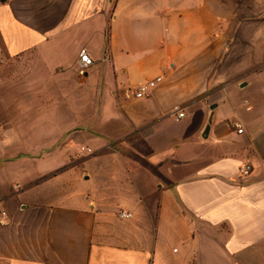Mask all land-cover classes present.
I'll use <instances>...</instances> for the list:
<instances>
[{
  "label": "crops",
  "instance_id": "0c3cea01",
  "mask_svg": "<svg viewBox=\"0 0 264 264\" xmlns=\"http://www.w3.org/2000/svg\"><path fill=\"white\" fill-rule=\"evenodd\" d=\"M0 51V263L264 264V0H0Z\"/></svg>",
  "mask_w": 264,
  "mask_h": 264
},
{
  "label": "rangeland",
  "instance_id": "374dc122",
  "mask_svg": "<svg viewBox=\"0 0 264 264\" xmlns=\"http://www.w3.org/2000/svg\"><path fill=\"white\" fill-rule=\"evenodd\" d=\"M13 62L5 57V55L2 54L0 51V130H7L9 127L13 124V122L21 117L22 112L12 110V99L17 98L19 96H12V80L11 79H6V78H1L3 74H6L10 72L13 69ZM26 113V112H24ZM10 146L11 148L15 150H20V151H31V152H41L45 153L46 151L49 150V148L44 147L45 144L43 143H35V142H29L26 140V138L22 136H16L14 138H9L7 141V146ZM60 143L52 145L53 150H58L60 147ZM81 145V144H80ZM86 145V144H85ZM89 146V145H87ZM44 147V148H43ZM92 149L91 154H86L78 151L76 149L75 151V156L78 160H86L87 158L91 157L95 153L94 149L90 146ZM11 149V150H13ZM45 149V150H44ZM48 149V150H47ZM79 149V148H78ZM55 156H53V161L50 164L51 167H54L56 164V161L54 160ZM95 182L93 178H90L88 180H84L83 182H77L73 181L69 183L68 189L69 191L73 194L80 193L81 191L85 190H90L93 191L95 187ZM67 187V185H66ZM60 188L57 187L54 192L59 193ZM90 194V192H88ZM113 195H125V196H131V192L129 191H120L113 193ZM121 208H116L114 212L118 214L119 210Z\"/></svg>",
  "mask_w": 264,
  "mask_h": 264
},
{
  "label": "built area",
  "instance_id": "2783aa9c",
  "mask_svg": "<svg viewBox=\"0 0 264 264\" xmlns=\"http://www.w3.org/2000/svg\"><path fill=\"white\" fill-rule=\"evenodd\" d=\"M94 64V60L91 58L88 50L86 48H81L79 51V67L81 73L86 71ZM172 66V63L169 64ZM163 81V76L158 75L152 79L145 81L144 83L140 84L134 91L133 95L135 98H144L151 94L152 90ZM175 120H179L182 118L185 113L181 110L179 106H175L173 109ZM234 127L236 128L237 132H242V127L239 123H235ZM79 151L86 154H91L92 149L88 146L81 145L79 146ZM251 172V165L248 163H244L240 166L238 170V177L247 176ZM119 216L123 218H127L131 216V213L126 211L119 212ZM0 217L1 219L7 217V211L4 207L0 204Z\"/></svg>",
  "mask_w": 264,
  "mask_h": 264
},
{
  "label": "water",
  "instance_id": "95a60500",
  "mask_svg": "<svg viewBox=\"0 0 264 264\" xmlns=\"http://www.w3.org/2000/svg\"><path fill=\"white\" fill-rule=\"evenodd\" d=\"M208 131H209V125L206 127V129H205V135L207 136V133H208ZM0 264H2V263H0Z\"/></svg>",
  "mask_w": 264,
  "mask_h": 264
},
{
  "label": "trees",
  "instance_id": "16d2710c",
  "mask_svg": "<svg viewBox=\"0 0 264 264\" xmlns=\"http://www.w3.org/2000/svg\"><path fill=\"white\" fill-rule=\"evenodd\" d=\"M116 0H114V2H115Z\"/></svg>",
  "mask_w": 264,
  "mask_h": 264
}]
</instances>
